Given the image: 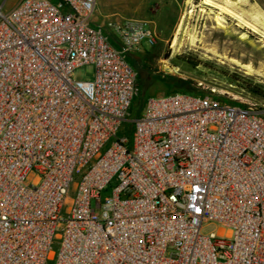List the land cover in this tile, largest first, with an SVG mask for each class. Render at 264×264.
<instances>
[{"label":"built area","instance_id":"1","mask_svg":"<svg viewBox=\"0 0 264 264\" xmlns=\"http://www.w3.org/2000/svg\"><path fill=\"white\" fill-rule=\"evenodd\" d=\"M3 2L0 264H264V104L173 92L130 119L154 28L96 0Z\"/></svg>","mask_w":264,"mask_h":264},{"label":"rangeland","instance_id":"2","mask_svg":"<svg viewBox=\"0 0 264 264\" xmlns=\"http://www.w3.org/2000/svg\"><path fill=\"white\" fill-rule=\"evenodd\" d=\"M2 2V10L7 12L18 0H0V5ZM201 7L205 11H201ZM231 7L264 31V0H231ZM216 12L201 0H96L98 20L108 16L134 17L154 28L155 43L140 47L131 55L137 69L190 80L196 92L214 90L225 94L224 100L228 102L264 104L261 94L253 93L243 85L245 79L264 86V39L260 33L236 24L228 15L222 14L223 21H218ZM167 66H175L176 72L167 71ZM92 72V66L86 65L77 68L74 74L85 78ZM167 91L168 86L156 82L144 97L166 94ZM143 98L139 97L133 104L130 119L140 115L138 103H143ZM128 127L126 123V135ZM115 185L116 180H111L102 197ZM218 229L217 223L207 222L203 223L201 232L217 233ZM52 250L56 251V246Z\"/></svg>","mask_w":264,"mask_h":264},{"label":"trees","instance_id":"3","mask_svg":"<svg viewBox=\"0 0 264 264\" xmlns=\"http://www.w3.org/2000/svg\"><path fill=\"white\" fill-rule=\"evenodd\" d=\"M132 55V54H131ZM131 55L129 56L128 60L130 62V64L133 66V68L137 71L138 74V86H139V92L138 95L134 98L133 103L130 107V110L133 106V104H135L136 100L139 97H144L148 91V89L150 88V86H153V84H155L156 82H160L162 84H164V86H168L169 87V91H167L169 93H173V92H184V93H203V92H196L195 86L192 84V82L190 80L187 79H182V78H176L170 74L167 73H163V74H149L148 72H143L141 71L139 68L137 69L135 67V63L134 61L131 59ZM243 85L246 89L250 90L253 93H258L261 94L264 97V86L249 81V80H243ZM167 89V88H166ZM150 96V95H149ZM148 96L143 98V103L140 104V101L138 103L139 108H138V114L142 111L145 100Z\"/></svg>","mask_w":264,"mask_h":264},{"label":"bare ground","instance_id":"4","mask_svg":"<svg viewBox=\"0 0 264 264\" xmlns=\"http://www.w3.org/2000/svg\"><path fill=\"white\" fill-rule=\"evenodd\" d=\"M201 3L217 10L215 19L218 21H223L222 14L228 15L236 21V24L245 26L253 32L260 33L261 37L264 39V31H262L255 22L247 19L242 13L231 7V0H224L223 2H218L216 0H201ZM200 10L205 11L204 7H201ZM180 25L181 23L179 22V26ZM174 42L175 38L173 39V43ZM166 70L169 72H176L177 68L175 66H167Z\"/></svg>","mask_w":264,"mask_h":264}]
</instances>
